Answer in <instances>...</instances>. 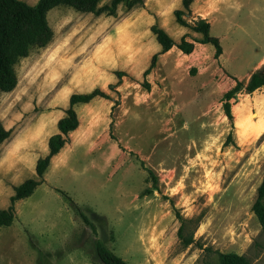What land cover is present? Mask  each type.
<instances>
[{"label": "rangeland", "instance_id": "rangeland-1", "mask_svg": "<svg viewBox=\"0 0 264 264\" xmlns=\"http://www.w3.org/2000/svg\"><path fill=\"white\" fill-rule=\"evenodd\" d=\"M109 1L100 0L99 6ZM142 2L131 9L119 6L112 16L63 6L47 13L50 42L30 48L15 63L16 85L0 93V124L10 131L0 144V194L36 177L27 167L8 172L11 152L30 153L32 144L18 149L19 142L43 125V135L33 141L40 150L57 132L69 96L98 88L111 99L75 105L76 133L97 146L93 160L112 145V174L102 177L112 207L109 201L105 205V190L90 197L95 204H85L99 232L86 227L80 233L81 264H99L97 241L127 264H218V253L264 264V238L251 212L264 175V91L237 93L229 100V120L223 95L235 82L224 67L234 71V59L225 56L221 67L196 49L182 62L185 56L174 46L147 71L151 56L159 52L150 32L153 24L176 43L185 34L187 41L200 35L175 23L173 11L181 8V0ZM202 10L235 34L246 48L247 64L264 51V0H194L184 20L192 24ZM178 215L185 220L184 233L193 235L186 247L177 237ZM13 247L2 264L25 261L22 242Z\"/></svg>", "mask_w": 264, "mask_h": 264}, {"label": "crops", "instance_id": "crops-1", "mask_svg": "<svg viewBox=\"0 0 264 264\" xmlns=\"http://www.w3.org/2000/svg\"><path fill=\"white\" fill-rule=\"evenodd\" d=\"M202 11L196 12L195 15L209 23L210 35L219 40L222 53L215 58L213 46L200 43H194L193 52L196 49L199 53L204 51L221 67H224L220 62L225 56L234 59V71L224 67L225 72L233 82L235 81L232 78L239 81L243 79L247 82L253 72H264V51L260 55L254 56L255 61L251 65L247 64L242 56V52L245 51L243 49L246 48L242 47L235 34L229 32L226 24L223 25V20L219 17L220 20L217 16V19L212 16L216 22L211 21L206 10ZM171 49L160 55L169 54ZM186 55L188 54H184L185 57L182 62L188 61ZM245 66L247 69L244 71ZM263 91L264 87H261L254 92ZM44 129L43 125L40 126L39 131L32 134V138L30 137L28 140L25 137L24 141L19 142L18 149L21 147L28 148L29 144H32L30 153L19 157L11 152L10 157L13 160L8 167V172L14 173L17 168L24 169L27 167L35 176L33 170L35 163L47 154V140L50 136L40 150L35 148L33 141L38 134L43 135ZM76 131L77 128L67 134L66 143L49 159L48 166L42 175V182L34 189L33 193L25 199L14 202V220L10 226L0 227V264H2L3 258L9 257L12 252H15L13 246L17 240H20L22 246L28 251L22 264H81V250L77 240H79L80 233L86 231L87 226L82 222L75 205L99 232L97 224L87 214L85 204L90 202L95 204L96 200L90 197L94 195L97 198L98 194L105 190V205L109 201V207H112L111 198H107L106 177L103 179L102 177L107 171L111 177L113 153L112 145H109L107 152L100 151L96 159H91L92 151L97 146L92 148L90 139L88 137L78 138ZM54 133L53 131L52 134ZM103 143L104 139L98 145L101 146ZM25 161H27L28 166H25ZM95 176L99 178V183L96 182V178L94 179ZM61 192L65 193L72 200V203ZM12 194L13 190L3 195L0 194V210L8 207L9 197ZM122 209H124V204ZM9 264H16V262L10 261Z\"/></svg>", "mask_w": 264, "mask_h": 264}, {"label": "trees", "instance_id": "trees-1", "mask_svg": "<svg viewBox=\"0 0 264 264\" xmlns=\"http://www.w3.org/2000/svg\"><path fill=\"white\" fill-rule=\"evenodd\" d=\"M194 0H181V8L173 11L174 21L181 27L189 29L191 32L200 35V39L193 38L187 41L189 34L181 36L178 43L167 34L160 26L153 24L150 27L151 34L155 37L160 46L159 52L153 54L147 71L155 64L156 57L165 53L173 46L183 54H189L193 50L194 43L210 44L214 48V57L217 58L222 49L219 40L210 35L209 23L204 19H197L192 24H188L184 17L191 15L190 5ZM100 0H37L34 5H29L21 0H0V93L10 92L16 85V76L13 71L15 63L28 55L30 48L45 47L52 38V30L47 23V13L56 7H68L81 13L104 14L112 16L119 6L126 9L141 6L142 0H110L109 3L99 6ZM120 78L121 74L116 73ZM235 85L223 95L224 114L232 120L229 100L237 93L244 92L251 94L255 90L264 87V72H253L246 83H242L235 78ZM111 99L104 91L96 88L88 93L71 94L68 98L67 108L64 116L56 123L57 133L51 135L47 140V154L39 158L35 163V178L24 180L13 188V195L9 197V205L0 210V227L10 226L14 220V202L29 197L34 189L42 182V175L48 166L49 159L55 155L66 143L67 134L78 127V119L74 110L77 104H87L94 98ZM10 131L5 130L0 124V144L9 137ZM230 135L227 136V140ZM226 143V142H225ZM224 143V145H226ZM148 177L152 181V189L157 190V179L148 170ZM149 192V191H148ZM66 199L72 200L63 192ZM82 222L85 226L95 232L94 225L75 205ZM251 212L259 223L261 234L264 238V175L256 190V197L251 206ZM181 224L177 230V237L183 247L193 242V235L184 233V219L179 215ZM95 255L99 264H127L120 257L113 254L99 241L95 242ZM218 264H250L242 255L235 253H218ZM96 264V263H94Z\"/></svg>", "mask_w": 264, "mask_h": 264}]
</instances>
